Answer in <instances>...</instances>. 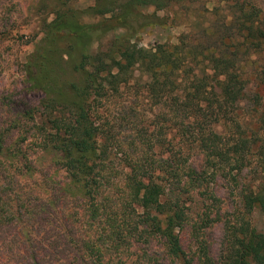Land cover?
<instances>
[{
  "label": "trees",
  "instance_id": "16d2710c",
  "mask_svg": "<svg viewBox=\"0 0 264 264\" xmlns=\"http://www.w3.org/2000/svg\"><path fill=\"white\" fill-rule=\"evenodd\" d=\"M48 1L52 19L21 64L29 88L43 96L42 112L31 108L22 118L38 116L41 145L65 180L54 190L49 179L35 176L29 159L11 162L0 130V181L12 190L0 192V227L15 232L0 242V264H139L140 246L154 242L174 264H192L178 234L189 187L199 193L209 169L234 171V179L251 161L258 180L240 194L239 223L219 262L202 245L197 258L200 264H264V232L243 218L253 210L264 214V66H257L264 61V17L257 2L220 0L210 12L221 13L228 34L201 26L200 33L215 38L206 47L190 33L172 45L143 47L138 35L168 21L158 12L185 17L197 0H93L84 9ZM60 63L71 80L60 78ZM127 87L158 114L153 129L133 127L129 142L113 134L96 108ZM246 104L250 112L243 111ZM11 164L19 165L16 173L7 171ZM30 180L33 190L17 189ZM51 200L55 212L47 208Z\"/></svg>",
  "mask_w": 264,
  "mask_h": 264
},
{
  "label": "rangeland",
  "instance_id": "374dc122",
  "mask_svg": "<svg viewBox=\"0 0 264 264\" xmlns=\"http://www.w3.org/2000/svg\"><path fill=\"white\" fill-rule=\"evenodd\" d=\"M255 1L260 6L264 17V0ZM65 3L74 8L84 9L92 5L93 0H68ZM46 4L49 6L48 0H0V130L6 137L4 139L5 147L9 150L10 155H13H11L10 161L21 162L23 159H29L33 164L35 176L49 179L50 187L57 190L55 182L58 179L64 181V174L58 172V167L51 161L52 154H49L47 149L44 150L41 145L43 135L42 131L38 129L41 127L37 120L38 116L35 115L33 121L22 118L23 112L31 108L36 109V113L42 112L40 102L43 96L38 91L29 88L21 64L40 39L44 22L47 23L52 19V14L48 12L49 7H46ZM221 4L220 0H197L189 5L185 17H180L176 11L174 20L171 11L158 12L159 16L167 18L166 25L146 28L138 35L137 43L143 47L156 44L172 45L177 42L181 34L190 33L197 41L201 42V47H206L212 44L215 38L200 33L201 26H212L215 28V32L228 34L220 25L221 13L213 16L210 12L212 8L219 7ZM111 36L109 34L105 38L108 39ZM250 60L258 61L256 56ZM257 66H264V61L260 60ZM244 69L249 72L250 63L247 62ZM59 73L64 82L72 78L62 63H60ZM121 93L120 98L114 101H110V98H103L96 108L100 114L99 117L109 119L108 125L111 126L113 134L119 135L122 141L129 142L132 140L133 127L146 126L150 130L157 125L158 119L155 117L157 111L151 105L149 106V103L145 102L146 100L141 99L139 93L132 88L127 87ZM242 107L244 112H250L249 105L246 104ZM254 126L257 128L258 124L253 123L252 127ZM260 134L264 139V132ZM117 158L115 157L113 160V167L118 172ZM191 160L192 163H195V167H201L198 158L193 154ZM18 164L7 166V171L16 173L19 168ZM253 166V161H251L250 165L244 168L240 174L234 176V179H231L234 171L230 175L220 172L213 175L209 169L206 172L209 174L208 177L200 182L202 189L198 191L199 193L196 192L197 189L194 185L193 189L189 187V198L186 199L184 205L186 219L178 234L181 248L193 259L192 264H200L197 258L199 245L207 250V254L212 260L219 262L225 243L235 230L232 228L237 225V222L239 223L237 216L242 213L240 194L246 187L257 183V172ZM32 183H34L32 180L24 181L19 184L17 189H22L24 192L31 191L34 189ZM1 191L11 193L12 190L7 183L0 181ZM52 194L54 197L51 195V198L58 201V192L53 191ZM209 194L215 201L210 199ZM63 198L65 199L64 205L67 206L66 202L69 199ZM51 201L47 208L48 210L53 209L55 212L54 201ZM44 202L33 200L32 204L41 205ZM54 212H52V217L57 214ZM243 218L244 221L249 222L250 227L255 228L258 232H264V214L253 210L251 214L243 215ZM38 223L44 224L45 222L40 219ZM14 236L13 229L0 227V242L13 239ZM140 247L145 250L144 254H141L142 262L139 264H174L165 257L158 243L154 242L149 247ZM37 249L39 248L37 247Z\"/></svg>",
  "mask_w": 264,
  "mask_h": 264
}]
</instances>
